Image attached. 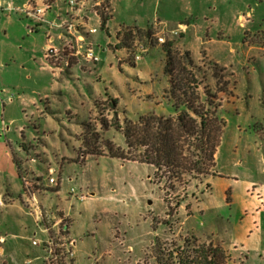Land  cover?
<instances>
[{"label": "rangeland", "instance_id": "obj_1", "mask_svg": "<svg viewBox=\"0 0 264 264\" xmlns=\"http://www.w3.org/2000/svg\"><path fill=\"white\" fill-rule=\"evenodd\" d=\"M0 1V264H193L211 249L264 264V0H113L118 20L145 27L118 34L98 0H61L66 24L89 9L85 40L72 31L47 59L45 33L24 39L37 26L20 0ZM184 98L219 120L214 168L109 156L107 141L126 149L118 127L176 117Z\"/></svg>", "mask_w": 264, "mask_h": 264}, {"label": "trees", "instance_id": "obj_2", "mask_svg": "<svg viewBox=\"0 0 264 264\" xmlns=\"http://www.w3.org/2000/svg\"><path fill=\"white\" fill-rule=\"evenodd\" d=\"M107 20L103 19L102 27H105ZM195 104V99L184 98L179 105L184 109L176 117L149 114L141 116L138 121L126 122L124 127H118L124 136L126 149L107 141L105 147L109 156L152 165L157 171L182 169L196 174L202 172L204 166L214 168L219 144V120L212 118L208 110L198 111ZM192 147L198 159L182 162V156ZM210 254L215 261L210 260ZM225 259L220 249H211L193 264H224Z\"/></svg>", "mask_w": 264, "mask_h": 264}, {"label": "crops", "instance_id": "obj_3", "mask_svg": "<svg viewBox=\"0 0 264 264\" xmlns=\"http://www.w3.org/2000/svg\"><path fill=\"white\" fill-rule=\"evenodd\" d=\"M112 2H113V0H111V15L108 18L105 27H103L104 29L109 30L110 26L108 24H109L110 20L115 23V25L117 27V34L121 31V29L123 27H133L134 26V27L140 28V29L145 28V27H142L139 25H133L132 23H128V22L118 20V18H116V15L113 13L114 8H113ZM2 4H3V2L0 1V7L2 6ZM30 4H31V7L42 8V6L45 4V0H20L19 1V7L20 8H23V7L26 8L25 11H22L23 16L29 17L30 20L32 22H34V24L37 26L36 28H32L31 31L28 30L27 35L24 36V39H26L28 37L31 40L30 42L39 41L40 39L37 36L33 35V32L39 31L42 34L45 33L46 38L42 42V49L44 50V53L39 52V56L42 54L41 57L43 59H47L46 52L49 49L57 48L56 46L61 45L63 40L70 36L69 34H73L72 31H67L68 29H62L64 27V24H66L68 22L67 20H65V19H68L67 16H65V14H63L66 10L64 7H62V6L60 7V5L62 4L61 0H53L51 2V8L44 15L43 20H37L28 14V9H31ZM87 11H89V9L86 8V6L83 4V2L82 1H81V3L79 2V5L77 6V11H76L78 17H76L74 19V17L71 16L70 22H78V24H79L80 21H83V16L87 15L86 14V13H88ZM59 12H61V14H63V15H60ZM60 16H61L60 19L65 20V22L61 21V23L60 22L58 23V20H60L59 19ZM77 19H80V20L78 21ZM57 24H59V25H57ZM100 24L102 26V23H100ZM150 24H152V23H149L148 25H150ZM62 25H63V27L61 28L60 26H62ZM54 26H56V27L58 26L57 28H59V31L57 32V34H58L57 38L52 36V33H51L52 27L54 28ZM74 32L76 34H79V38H81V34H82L81 30L75 29ZM25 50H26V52H28V49L25 48ZM79 62H80V59L78 60V63ZM28 64H31V61H28V60L25 61L24 67L26 68L28 66ZM7 102L9 103L10 101L8 100ZM8 129H9L8 127L6 129L4 127H2L1 131L5 132ZM0 175H2V174H0ZM4 175H5V177H4L3 181L7 180V182H6L7 185H9L11 187L12 182L7 179V178H9V176L6 173H4ZM6 183L4 182L3 184L5 185ZM261 215H263V212H261L259 216H261ZM244 246H246L249 249V245L245 244Z\"/></svg>", "mask_w": 264, "mask_h": 264}, {"label": "built area", "instance_id": "obj_4", "mask_svg": "<svg viewBox=\"0 0 264 264\" xmlns=\"http://www.w3.org/2000/svg\"><path fill=\"white\" fill-rule=\"evenodd\" d=\"M101 2V3H100ZM72 4L74 3L73 1L71 2ZM102 0H98V2L96 3V8L95 9V14L96 16L99 18V20L101 21V23L103 22V19L104 18H108V13L107 11L110 9V7L108 6H103L102 7V12H100L98 10V7H101L102 5ZM30 7H31V4H30ZM49 7V5H48ZM46 12V9L45 8H38V7H31V9H28V14L31 15L32 17H34L35 19L37 20H42L44 14ZM63 26V25H62ZM65 26H67V28L70 30V31H74L75 29H78V24H74V23H68L66 24ZM61 27V26H60ZM89 32L90 33H96L97 32V28H91L89 29ZM81 41H84L85 39L83 37H81ZM160 41H163L162 39H160ZM49 52L50 53H55V52H58L57 49H54V48H51L49 49ZM86 58L88 60H91V61H95V62H98L99 61V58L96 56V54L90 49L88 50V52L86 53ZM136 60H139L140 59V56L137 55L135 57ZM54 182V179L52 178L51 179V183ZM72 192H74V190H72ZM82 198V197H81Z\"/></svg>", "mask_w": 264, "mask_h": 264}]
</instances>
